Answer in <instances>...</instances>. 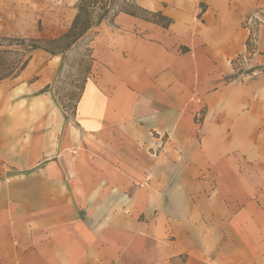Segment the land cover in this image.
<instances>
[{"label":"crops","instance_id":"obj_1","mask_svg":"<svg viewBox=\"0 0 264 264\" xmlns=\"http://www.w3.org/2000/svg\"><path fill=\"white\" fill-rule=\"evenodd\" d=\"M77 1L0 0V34L57 37ZM135 3L170 25L100 22L68 119L62 57L0 82V264H264V73L232 78L264 70V0Z\"/></svg>","mask_w":264,"mask_h":264},{"label":"trees","instance_id":"obj_2","mask_svg":"<svg viewBox=\"0 0 264 264\" xmlns=\"http://www.w3.org/2000/svg\"><path fill=\"white\" fill-rule=\"evenodd\" d=\"M75 8L76 14L70 27L57 38L0 37V82L17 78L28 65L32 51L40 50L50 56H62L63 58L64 54L86 37L90 31L92 34H95V28L100 22L107 21L108 23H112L118 14L123 13L150 22L161 28H167L171 23V20L163 16L161 12L147 11L139 7L135 3V0H78ZM38 31H40L39 25ZM249 43L248 41V52L252 50ZM9 47L14 49L10 50ZM235 65L234 70L236 69ZM258 73H264V70L257 69V71H247L245 74L253 76ZM90 74L91 67L87 69L78 98ZM237 76L238 75L235 73L232 78H236Z\"/></svg>","mask_w":264,"mask_h":264},{"label":"rangeland","instance_id":"obj_3","mask_svg":"<svg viewBox=\"0 0 264 264\" xmlns=\"http://www.w3.org/2000/svg\"><path fill=\"white\" fill-rule=\"evenodd\" d=\"M96 28L94 31L95 34H92V32L90 31L86 35V37H84L74 47H72L69 51H67L64 54L62 58V64L60 65V68L58 71V76L55 82L51 86V92L52 94H54L56 102H58L60 108L65 113L67 119L73 116L75 102L80 93V88L82 86V82L86 75L87 69L89 67H91L92 69L93 59H92V53H91L92 48L91 47H92V42H94V38L96 36ZM64 30L65 29L63 28L61 29L45 28L44 29L40 26L39 32L43 33L42 35L46 37L45 39H50L51 38L50 33L56 34ZM47 36L50 38H48ZM0 37L40 38V37H37L36 35L34 36L31 34H27V35H1L0 34ZM57 37H53V38H57ZM9 49L11 50L14 48L9 47Z\"/></svg>","mask_w":264,"mask_h":264},{"label":"built area","instance_id":"obj_4","mask_svg":"<svg viewBox=\"0 0 264 264\" xmlns=\"http://www.w3.org/2000/svg\"><path fill=\"white\" fill-rule=\"evenodd\" d=\"M256 26H257V23L254 20V18H249L246 21V27L248 28V31H249L248 41L250 43H254ZM248 59H249V55L238 58L237 64L235 65L236 66L235 73L238 75L237 77L241 78L245 75L247 71L246 64L248 63Z\"/></svg>","mask_w":264,"mask_h":264}]
</instances>
